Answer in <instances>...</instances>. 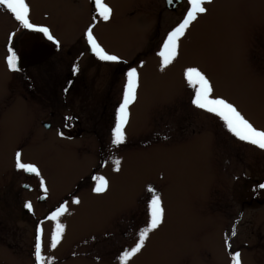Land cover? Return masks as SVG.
<instances>
[{
    "label": "rangeland",
    "instance_id": "rangeland-1",
    "mask_svg": "<svg viewBox=\"0 0 264 264\" xmlns=\"http://www.w3.org/2000/svg\"><path fill=\"white\" fill-rule=\"evenodd\" d=\"M26 3L31 22L48 27L65 48L24 73L9 70L3 44L16 21L7 10L0 12V132L4 130L5 144L0 147V240L7 229L14 242L11 253L0 246V262L35 264L32 240L39 224L42 254L52 257V264H120L119 256L135 245L138 230L147 223L150 186L162 201V223L127 264H231L230 253L236 251L241 264H264V195L258 200L248 196L256 179L264 183V150L239 141L218 117L192 105L194 92L184 78L185 69L197 68L209 79L214 97L233 104L264 130V0L205 4L206 13L189 26L175 58L163 68L157 53L183 19L187 0L175 11L164 0H103L112 9L108 21L94 19V0ZM90 26L106 52L126 61L98 63L94 55H83L77 62L80 73L74 80L85 85L88 109L104 112L97 128L100 140L91 135L79 141L55 137V131L41 124L49 120V110L38 101V107L32 103L35 111L19 103L6 112L4 107L19 95L34 102L33 91L41 88L50 97L48 86L54 80L71 78L69 66L82 54V35ZM129 67L139 73L136 100L129 106L125 141L113 146L109 128ZM23 82L25 88H20ZM30 132L36 135L32 142ZM53 142L70 145L56 151ZM74 144L87 150L71 149ZM17 151L21 162L29 160L40 170V177L28 182L34 185L31 193L20 186ZM98 156L96 175L108 182L101 193L93 192L95 182L89 181ZM113 159L120 161L118 171ZM11 179L13 185L7 182ZM41 195L44 200L39 201ZM73 197L80 203L73 204ZM61 204L67 209L58 218L64 231L52 249L56 222L48 216Z\"/></svg>",
    "mask_w": 264,
    "mask_h": 264
},
{
    "label": "snow or ice",
    "instance_id": "snow-or-ice-1",
    "mask_svg": "<svg viewBox=\"0 0 264 264\" xmlns=\"http://www.w3.org/2000/svg\"><path fill=\"white\" fill-rule=\"evenodd\" d=\"M168 2L171 3L172 0H168ZM210 2L211 0H187L188 7L183 15V19L168 32L160 51L157 53L161 58L160 63L162 68L170 64L175 58L178 42L181 37L185 35L186 30L199 15L206 13L207 9L204 5ZM94 5L96 9V17H94V19L99 18L108 21L112 14V9L107 4L103 3V0H94ZM0 6L14 17L21 29L29 33L37 34V38L42 35L44 39L59 46V41L56 40L48 27L31 22L30 8L26 0H0ZM14 36L15 33L9 34L10 44L7 49L8 54L6 56V63L9 70L18 71V54L11 45ZM85 38L91 52L100 61L126 63V61H121L119 56L110 54L103 49L94 37L91 26L85 32ZM76 71L77 69L74 66L73 72L75 73ZM124 76L125 82L123 85L122 98L115 110V123L111 129V144L113 146H118L125 141L124 128L129 119V106L136 100L139 84V73L136 67H129L124 73ZM184 78L187 85L192 88L194 92L191 100L192 105L218 117L223 122L227 131L239 141L246 142L260 150H264V130L254 127L233 104L227 102L223 98L214 97L212 95L210 81L203 72L197 68L189 67L184 71ZM112 163L115 166V170L118 171L120 164L119 159H113ZM15 167L18 170L40 177V171L35 165L21 162V153L19 151L15 154ZM92 180L95 182V186L92 189L93 192L101 193L106 190L108 182L103 176H93ZM258 187L264 189V183L259 184ZM40 188L43 192H47L46 184L42 177L40 178ZM148 191L151 192L152 195L147 206V223L138 230V238L135 245L130 250H124L119 256L120 264H127L131 257L139 253L149 234L162 223L164 210L161 198L150 186ZM72 203L79 204L80 201L78 198L73 197ZM24 207L29 211L32 210L30 202H26ZM66 210V205L61 204L48 216L49 220L56 222L51 233L50 247L52 249L56 248L64 231V225L58 222V218L64 214ZM235 234V230H233L232 235L234 236ZM225 247L230 248V244L227 240L225 241ZM33 255L35 264H52V257H45L42 254V227L39 224L36 227ZM240 257L241 254L239 251L230 253L231 264H241Z\"/></svg>",
    "mask_w": 264,
    "mask_h": 264
},
{
    "label": "flooded vegetation",
    "instance_id": "flooded-vegetation-1",
    "mask_svg": "<svg viewBox=\"0 0 264 264\" xmlns=\"http://www.w3.org/2000/svg\"><path fill=\"white\" fill-rule=\"evenodd\" d=\"M181 3H182L181 5H179L177 8H174L171 11H175L180 6H182L183 3H185V0H182ZM2 11L4 13H6L5 12L6 9H4L2 6H0V12H2ZM15 27H16V30H15ZM15 27H14V31L11 32V33H15V36L13 38V41L11 42V45L14 47V50L17 52L18 56L19 55H26V54L27 55L28 54H32V55L37 54L40 52L42 46H51V47L55 48L54 53H52L50 56H48L45 60L24 68L23 71H21L20 73H24V71L30 67L44 63L50 57L56 55L57 53H59L60 51H62L65 48L61 45L57 46L56 44H53L52 42L44 39L42 37V35H40L39 38H37V34L31 33L33 35V36H31L29 32L21 29L19 26H16V22H15ZM85 32L82 35L83 38L81 39L82 54L76 55V57H78V58L74 61L72 59V64H71L72 67L69 66V72L71 75L70 79H67V80L56 79V80H54V83L50 84L48 86V90H49L48 93H49L50 97H47L44 94V92H45L44 89H41V88L34 89L33 92L36 94V99L34 100V102H31V101L29 103L24 102L25 101L24 99H26L28 97H23V96L19 95L18 100H14L10 105H6V107H4V110L6 109V112H7L8 109H10V108L14 107L16 104L20 103V105L22 104L24 107H26V110L29 112L32 109L34 110L32 103H34L35 106L38 107L39 106L38 102H40L43 104V106L45 108H47L49 110L48 111L49 120H43L41 122V124L45 130L55 131V133H54L55 137L58 136V138H61V139L66 140V141H79V140H82L83 138H85L87 135H91L92 137H94V139H96V141L100 140L99 139L100 136L98 133L99 129H97V128L101 127L99 122L102 123L101 117H103L104 112H97L96 110H93V107H90L88 109L87 104H88L89 97L85 94V90H84L85 85L84 86L79 85L78 82H76L74 80L75 79L74 77H76L77 74L79 75L80 71L77 70L74 73L73 67L78 66L77 62L79 60H81V56H83V55L93 56L94 55L92 52H90V47L87 44V41L85 38ZM9 44H10L9 35L7 34L5 41H4V44H3L4 50H5V55L8 54L7 49L9 47ZM94 60L97 61L98 63L102 62L97 58ZM24 86H25L24 82L22 84H20V88H25ZM18 87H19V85H18ZM36 101H38V102H36ZM32 113H34V112H32ZM30 115L31 114H29V118H30ZM1 120H0V122H1ZM1 128H2V123L0 124V129ZM2 129H4V128H2ZM3 131L4 130H2L0 132V147H1V145H5V144H2V140H1V138H3V136H4ZM109 133H111L110 128H109ZM29 136H30L29 141L32 142L36 135H35V133L30 132ZM12 144H13V146L16 145L14 143H12ZM66 145L67 146L63 145V147H59L56 144H54V142H53V150H56V151L57 150H61V151L65 150L66 151V150H68V146L70 144H66ZM35 146H39V144H35ZM16 147H18V145ZM84 147L85 146L74 144V148L71 147V149H74L77 151L87 150V149H84ZM100 161H101V157L98 156L97 167L94 166L91 168V174L89 175V181L92 180L93 176H96L97 170H95V169L96 168L99 169L98 164H100ZM13 162H14V160H13ZM23 162L33 164L29 160L23 161ZM14 164H15V162H14ZM22 176H23V179H21L20 186L22 187L23 190L31 193L34 190V185L33 186L30 185L28 182L31 180V178H33L36 175L35 174H27L26 172L23 171ZM7 182L10 185H13L15 183V180L11 179V181L8 180ZM259 182H261V181L256 179L254 186H251L252 188L250 189V192H248V196L250 197L249 198L250 200H254V199L258 200L260 198H263L264 193L258 187ZM41 197H44V195L39 196L38 200ZM242 200L244 201L246 199L243 198ZM9 232H11V230H7V229L4 230V234L2 236L3 240H0V246H2V248L1 247L0 248L3 251H7V252L11 253L9 248H13L12 247L13 245H11V243L13 244L14 242L8 239L9 237H11L9 235ZM35 234H36V227H35V230L33 232V240L32 241H34V239H35ZM231 236H233V235H231ZM26 247H28V246H25V248ZM3 248H5L7 250H5ZM32 258L34 259V255H32ZM0 263L2 264V262H0Z\"/></svg>",
    "mask_w": 264,
    "mask_h": 264
},
{
    "label": "water",
    "instance_id": "water-1",
    "mask_svg": "<svg viewBox=\"0 0 264 264\" xmlns=\"http://www.w3.org/2000/svg\"><path fill=\"white\" fill-rule=\"evenodd\" d=\"M166 6L169 9H174L178 4H180L182 1L181 0H172L171 3L168 2V0H165ZM31 36H33L30 33ZM55 48L51 46H42L41 50L37 54H26V55H19L18 56V71H23L24 68L42 62L45 60L48 56H50L52 53H54ZM91 52V50H90Z\"/></svg>",
    "mask_w": 264,
    "mask_h": 264
}]
</instances>
